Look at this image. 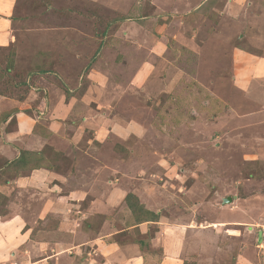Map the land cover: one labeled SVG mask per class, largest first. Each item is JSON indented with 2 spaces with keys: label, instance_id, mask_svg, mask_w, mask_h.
<instances>
[{
  "label": "rangeland",
  "instance_id": "obj_1",
  "mask_svg": "<svg viewBox=\"0 0 264 264\" xmlns=\"http://www.w3.org/2000/svg\"><path fill=\"white\" fill-rule=\"evenodd\" d=\"M176 9L172 0L17 1L22 27L15 44L0 47V92L23 102L8 115L2 109L11 104L0 102V185L9 192H0V217L17 213L39 239L54 223L57 203L48 201L40 178L29 187L15 185L22 173L9 168L24 140L15 111L34 116L51 107L64 119L61 138H51L60 147L53 163L58 161L65 183L82 196L72 211L66 209L79 217L78 222L66 218L78 229L73 235L57 233V239L80 243L101 228H127L113 237L145 240L141 251H149L160 224L166 228L189 220V210L203 209L200 202L208 210L206 220L238 215L264 221V13L247 12L246 23L225 16L196 24L170 21ZM58 27L69 28L61 39L51 32ZM48 35L57 39H45ZM45 47L51 54L36 63L54 71L25 75L28 64L21 57L31 51L34 59ZM23 77L28 86L13 84ZM60 95L65 105L54 106ZM32 121L44 132L43 123ZM15 150L19 154L13 158ZM128 192L157 212V220L137 223L151 216L130 210ZM97 196L113 206L106 218L84 211ZM239 230L241 247L246 243L254 263L264 264V249L255 246L254 234L243 226ZM229 243L218 242L210 257L192 253L194 262L234 264L235 258L226 255ZM172 250L176 260L189 258L188 242ZM38 252L31 248L30 258ZM24 254L19 251L11 261Z\"/></svg>",
  "mask_w": 264,
  "mask_h": 264
},
{
  "label": "crops",
  "instance_id": "obj_2",
  "mask_svg": "<svg viewBox=\"0 0 264 264\" xmlns=\"http://www.w3.org/2000/svg\"><path fill=\"white\" fill-rule=\"evenodd\" d=\"M17 1L18 0H0V47L7 48L8 46L15 44V34L17 33V29L22 27V25L18 23L20 19L15 13ZM172 1L177 7L174 11L177 14L172 13V16L169 17L170 21H192V23L198 24L202 21H214L217 18H223L226 16L231 18L234 23H238L239 21L246 23L244 21L245 18H247V12L251 13V11H260L264 13V0ZM68 29L65 27H58L56 31L52 30L51 32L57 33V37L61 39L62 35L67 34ZM57 37L48 35L45 39L54 41ZM57 42L59 41L57 40ZM49 48L50 47H45L44 49L39 48L37 50V61L41 59L43 62L48 59L47 55L51 54ZM31 56L33 59L35 55H31L30 51L29 55L21 57V60L26 65L28 64L25 68H31V63L33 62V60L31 61ZM45 67L48 70V72H46L48 74L54 71L53 68L51 71L47 65ZM49 100H51V98H49ZM62 100L63 95H60L58 99L55 100L54 106L59 107L61 104L65 105V103H61ZM18 101H20V103L11 97L0 94V102L2 105L5 106L6 103L11 104V106H6L5 109H2L4 112L6 111L5 114L9 112L11 113L13 112V109L20 107L23 100ZM68 101L70 102V99ZM44 106L45 104L43 103V107ZM45 109H47V111H44L39 115L35 113L34 116H30L26 111L22 112V110H17L15 111L16 114H14V118L17 119V127L24 136L22 149L43 152L51 167L27 170L22 173L20 177H15L13 182L15 185L19 184V186L27 187L29 183V186H31L32 181L35 182V177L37 178L38 176L41 180V184L45 187L44 189L49 190V195L46 193L43 194L45 196L47 195L46 198L51 203H57L58 211H56V214L52 217L54 218L53 225L48 227V223L47 229L43 230V232L47 234L43 239H39L36 232L32 233V228L24 226L25 222L17 215V213L12 214L8 218L0 217V264H15L16 261H11V257L13 258V256H16L19 251H23L25 256L20 255V260L16 262V264H183L185 261L198 264L197 262H194L195 258L192 257V253H201L200 255L203 253H205L204 255H208V253L211 252L214 253V251L217 250L214 246H217V243L220 241L223 243L225 239L232 243L227 245L228 249L226 250V255H232V260L235 258L234 264H257L253 261L254 256L252 255V252L250 255L248 245L244 243L242 244L243 247H241L242 232L239 230V226L244 227V232L254 234L253 241L255 246L260 238L258 232H253L254 223L246 221L249 217L241 219L236 215L230 216V218L227 219L219 217V219L212 221L206 220V217L204 216H206L208 210L201 202L199 206L203 207V209L200 210L198 208H193V210H189L191 211L189 212V220H181L175 224L168 225L166 228H164L163 224H160L159 227L157 226V231L149 241L151 251L143 252L144 250L141 251L136 242H119L113 237L115 234H121L124 230H127V228H122L121 231L117 232L108 230V228H101L102 231H99L98 235H93L94 237L87 238V240L80 243L68 242L67 238L57 239L55 236L57 233L64 234L65 236L68 234L73 235V232L78 229L76 224L67 222L66 218L72 216V219L77 220L78 222L79 217L70 213L72 211V206H77V203L82 202V196L78 198L75 188L65 183V179L63 178L64 175L59 173L61 168L55 166L58 161L55 162V164L53 163V159H58L56 157L60 153L58 152L60 147L53 143L51 138L56 136L61 138L59 128L62 127V120L64 119L59 114H52L54 108L51 109V107H46ZM0 113H2V111H0ZM14 115L5 118L8 121ZM32 119H37L40 123H43V119H47L46 123H43L45 129L42 130H44V132H41L39 129H36L37 131L33 130L34 123L32 122L34 121H32ZM85 122H88V120L86 119L84 123ZM36 132L40 133V136L35 134ZM34 136L41 139H36ZM18 154L19 150H15V154L12 157L14 158L18 156ZM18 181L19 183H17ZM1 185L0 192L7 196L9 192L7 193V189L3 188ZM72 185L74 184L72 183ZM228 198H230L229 202L232 201L234 203L235 200L238 201V198ZM46 206L47 201L43 200V207L46 208ZM108 207L113 206L107 202V198L103 199L102 196H97L87 202L84 211L88 214L93 212L99 213L106 218L110 214ZM69 208L71 211H66V209L69 210ZM107 223V220H105L104 224L106 226H108ZM155 223L158 225V223L162 222ZM140 230L141 232L145 231L144 227ZM230 230L235 231V233H230ZM80 231L83 232V230ZM156 233L158 234L156 235ZM51 237L52 239H50ZM236 241L239 242L238 246ZM187 242L189 247V258L185 257L176 260L177 252L176 250H172V248L176 247V243L185 244ZM232 245L237 246V251L232 249ZM31 248L39 251L36 258H30ZM234 254L236 256H234ZM208 256L210 257L211 255Z\"/></svg>",
  "mask_w": 264,
  "mask_h": 264
},
{
  "label": "trees",
  "instance_id": "obj_3",
  "mask_svg": "<svg viewBox=\"0 0 264 264\" xmlns=\"http://www.w3.org/2000/svg\"><path fill=\"white\" fill-rule=\"evenodd\" d=\"M37 59L34 58L33 62L31 63V68L28 69V71L26 73H24L25 75H32L36 72L39 73H46L48 72L47 68L43 65H39L36 63ZM13 66V63H10V66L6 67V71L9 72L11 70ZM20 77L21 75L18 74ZM23 76V75H22ZM14 85L19 84L20 86H28L27 81L23 78H21V80L18 79V81H15L13 83ZM16 87V86H15ZM1 94V92H0ZM3 95V94H1ZM9 113H6V115ZM40 128H36L33 127L34 131H37ZM9 168L13 169L15 171V174H21L23 172H26L27 170H33L35 168H41V167H46V168H50L51 165L48 164V162L46 161V157L44 155L43 152H34V151H30V150H25L22 149L20 151V154L17 158H15L14 160H12V162L9 163ZM1 195V193H0ZM125 202L127 204V206L130 208V210L132 212L135 211L136 208L140 209L142 212H146L148 214H150L151 217H149L148 219H143L137 223H141L143 221H156L157 220V214L149 211L147 208H145L144 204L142 202L139 201L138 197L132 193V192H128L125 196ZM152 218V219H150ZM136 243L138 244L139 248L141 250H145V240H138L136 241ZM183 264H194V263H188V262H184Z\"/></svg>",
  "mask_w": 264,
  "mask_h": 264
},
{
  "label": "built area",
  "instance_id": "obj_4",
  "mask_svg": "<svg viewBox=\"0 0 264 264\" xmlns=\"http://www.w3.org/2000/svg\"><path fill=\"white\" fill-rule=\"evenodd\" d=\"M253 227H254V229L257 230L258 234L260 235V238H259L256 246L260 249H264V221L254 223Z\"/></svg>",
  "mask_w": 264,
  "mask_h": 264
},
{
  "label": "water",
  "instance_id": "obj_5",
  "mask_svg": "<svg viewBox=\"0 0 264 264\" xmlns=\"http://www.w3.org/2000/svg\"><path fill=\"white\" fill-rule=\"evenodd\" d=\"M228 200H230V198H228ZM224 201H226V200H224Z\"/></svg>",
  "mask_w": 264,
  "mask_h": 264
}]
</instances>
